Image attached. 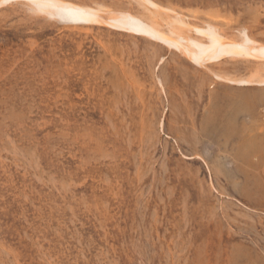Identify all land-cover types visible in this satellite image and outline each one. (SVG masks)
Returning <instances> with one entry per match:
<instances>
[{"label":"rangeland","instance_id":"1","mask_svg":"<svg viewBox=\"0 0 264 264\" xmlns=\"http://www.w3.org/2000/svg\"><path fill=\"white\" fill-rule=\"evenodd\" d=\"M68 1L264 44V0ZM35 7H0V264H264V59Z\"/></svg>","mask_w":264,"mask_h":264},{"label":"bare ground","instance_id":"2","mask_svg":"<svg viewBox=\"0 0 264 264\" xmlns=\"http://www.w3.org/2000/svg\"><path fill=\"white\" fill-rule=\"evenodd\" d=\"M11 0H0V7H4ZM35 10L46 13L48 16H63L67 20L74 21L78 26L109 25L110 27L133 35L144 37L151 41L164 44L170 49L177 50L185 55L190 61L201 63L204 61L220 62L229 55L241 57H254L264 59V44L253 41L250 37L242 38L238 41H230L223 37H214L207 43L197 40L187 39L181 36V31L177 26H170L164 31L163 26L154 16L133 15L128 12H121L113 19L106 20L102 15L105 9L101 5L89 6L76 4L68 0H30ZM156 6V5H155ZM158 7V6H157ZM147 8V7H146ZM146 10L149 11V8ZM180 24H183L180 22ZM230 83H245L244 80H232L219 77ZM253 81H246L252 83ZM258 83L264 84V79Z\"/></svg>","mask_w":264,"mask_h":264}]
</instances>
